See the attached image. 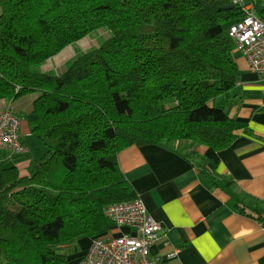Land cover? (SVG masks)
<instances>
[{"label": "trees", "instance_id": "obj_1", "mask_svg": "<svg viewBox=\"0 0 264 264\" xmlns=\"http://www.w3.org/2000/svg\"><path fill=\"white\" fill-rule=\"evenodd\" d=\"M243 17L233 0H0V100L37 93L23 119L45 146L30 175L0 163V264H77L76 240L110 227L104 208L137 197L122 150L231 146L222 96L240 71L227 32ZM101 29L62 74L38 71Z\"/></svg>", "mask_w": 264, "mask_h": 264}, {"label": "crops", "instance_id": "obj_2", "mask_svg": "<svg viewBox=\"0 0 264 264\" xmlns=\"http://www.w3.org/2000/svg\"><path fill=\"white\" fill-rule=\"evenodd\" d=\"M243 2L257 16L264 7V0ZM73 44L47 59L38 71L58 76L79 54L98 46L90 35ZM233 57L240 82L222 96L224 111L238 129L230 147L220 151L198 147L192 158L186 142L173 147L131 146L118 154L121 172L162 227L150 247L156 264H264V82L239 52L234 50ZM36 97L33 93L0 100V112L11 107L20 118V138L30 135L26 124L21 125ZM14 158L18 157L1 155L0 163ZM17 167L21 172L25 162ZM110 231L132 233L110 224L102 235ZM174 250L175 255L167 258Z\"/></svg>", "mask_w": 264, "mask_h": 264}, {"label": "built area", "instance_id": "obj_3", "mask_svg": "<svg viewBox=\"0 0 264 264\" xmlns=\"http://www.w3.org/2000/svg\"><path fill=\"white\" fill-rule=\"evenodd\" d=\"M233 4L240 7L244 17L230 26L227 35L234 43V50L246 60L248 69L264 82V20L243 0H233ZM19 126L20 118L11 107L0 112V153L9 157L27 153L19 138ZM103 214L116 229L125 228L134 234L113 235L110 231L92 238L89 250L77 264H156L158 258L150 256V247L160 238L162 227L149 216L138 197L109 204ZM175 251L167 258L173 257Z\"/></svg>", "mask_w": 264, "mask_h": 264}, {"label": "rangeland", "instance_id": "obj_4", "mask_svg": "<svg viewBox=\"0 0 264 264\" xmlns=\"http://www.w3.org/2000/svg\"><path fill=\"white\" fill-rule=\"evenodd\" d=\"M106 34V35H104ZM110 33L105 30V29H101L100 31H96L92 34H90V36H92L93 38H96L97 40V44L99 45L100 43H102L107 37H109ZM73 46L76 47V44H73ZM211 105H214V103L212 102ZM24 124L27 123L23 121L22 123V127L25 126ZM28 127V126H27ZM21 128V127H20ZM19 137H20V129L18 131ZM23 140V143L25 144V146L28 148V153L20 156L18 158H14L12 159H8V161L6 160V162L3 163L4 166H19L21 165V162H25V167L22 168L21 173L23 175H30L33 171V164L34 161L37 160L39 157L42 156L43 152L45 151V146L43 145V143L37 139L34 136L28 135V136H21L20 140ZM134 234V233H132ZM91 240L92 238H80L78 240H76V249L78 251L77 255L80 254H85L91 245ZM74 252V251H72Z\"/></svg>", "mask_w": 264, "mask_h": 264}, {"label": "water", "instance_id": "obj_5", "mask_svg": "<svg viewBox=\"0 0 264 264\" xmlns=\"http://www.w3.org/2000/svg\"><path fill=\"white\" fill-rule=\"evenodd\" d=\"M233 8V5H228V6H225L223 9L224 10H230V9H232Z\"/></svg>", "mask_w": 264, "mask_h": 264}]
</instances>
